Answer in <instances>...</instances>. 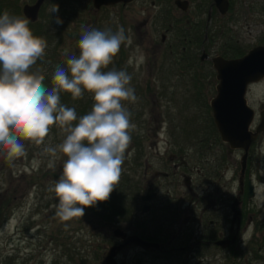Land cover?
I'll return each instance as SVG.
<instances>
[{"label": "rangeland", "instance_id": "rangeland-1", "mask_svg": "<svg viewBox=\"0 0 264 264\" xmlns=\"http://www.w3.org/2000/svg\"><path fill=\"white\" fill-rule=\"evenodd\" d=\"M33 1L17 0L20 9L23 3ZM157 1L161 3L160 6ZM161 1L135 0L127 6L116 4L96 11L92 8V0L43 1L36 21L42 24L47 22L50 44L46 50L55 47L58 56L78 55L77 43L82 26L100 30L111 28L113 31L118 26L125 29L131 43L121 46L122 53L116 55L106 70L113 69L115 61H119L118 57L123 58V65L116 70L124 69L132 76L130 86L135 89L138 99L135 103L125 102V107L131 113L130 119L136 125V130L131 133V143L125 152L120 181L110 194L112 201L108 199L105 202L110 207L121 206L120 214L102 202L86 208L81 218L70 221H61L56 217L54 206L58 202L49 191L59 178L63 161L56 160L55 166L50 167L52 158L43 151L45 147L55 146L62 141L60 130L57 127L51 129L42 145L28 143L27 154L0 172V204L4 203L3 200L12 199L7 211H10L9 214L3 215L5 218L0 221V264H103L104 252L114 242L109 225L116 221L125 223L129 179L132 177L137 181L143 170L140 165L142 159L135 170L128 168L136 147L140 149L139 153L147 156L150 164L148 175L155 169L170 173V168H162V159L168 153H175L184 156L189 168L199 165L205 167L202 170L204 173H215L208 181L212 179L221 183L231 178L232 163L238 161V152L226 154L215 134H205V126L211 120L209 109L194 101L193 90L191 86L188 87L189 81L186 82V77L177 72L179 60L154 47L160 44L159 35L164 33L167 24L178 26L171 14L172 9L176 10L172 0ZM53 4L59 7L54 15L50 12ZM54 16H58L63 23L57 25ZM185 17H191L190 7ZM179 24L184 23L180 21ZM55 26H61L59 34L53 31ZM219 28L224 35L221 34L220 40L230 50L236 46L244 54L251 47L264 44V0H233L224 18L214 22V33ZM221 42L215 46L224 44ZM84 95L86 99L91 98L87 93ZM245 98L247 104L254 108L259 100L264 99V90L259 85H252L247 89ZM207 136H214L213 142L203 141L202 138ZM255 151L253 148V154L249 157L251 173L255 167ZM164 161L168 166L169 161ZM188 174L196 177L193 170ZM168 180L161 181L158 200L167 194L170 198L179 199L186 192L182 187H170ZM177 180L182 184L181 177ZM259 244L251 243L240 254L245 256L246 264H264V247L260 256H254Z\"/></svg>", "mask_w": 264, "mask_h": 264}, {"label": "flooded vegetation", "instance_id": "flooded-vegetation-1", "mask_svg": "<svg viewBox=\"0 0 264 264\" xmlns=\"http://www.w3.org/2000/svg\"><path fill=\"white\" fill-rule=\"evenodd\" d=\"M182 1L186 2L185 10L177 8L172 0L176 10L172 9L171 14L174 20L182 21L184 25L176 26L175 32L172 23L167 24L164 33L159 35L160 44H155L154 47L172 58L174 54L176 57L173 59L179 60V63L196 60L193 65L184 67L186 71L181 72V68H178V71L183 74V78L186 77V82L189 81L188 87L191 86L192 95L198 96L197 101H194L210 111L209 100L215 94L217 83L210 60L215 56L232 59L242 55L230 56L231 50L223 41L224 44L215 46L221 42L222 29L219 28L217 33H214V22H220L224 18L231 9L233 0H227L224 15L218 13L212 0ZM189 7L191 17L187 18L185 16ZM235 48L239 47H231L233 50ZM204 64L208 67H203ZM193 70L200 71L194 73ZM252 85H259L264 90V77L250 83L246 91ZM207 96H210L208 100L205 99ZM252 109L253 119L248 129L251 132L256 128L260 129L255 140L247 148L245 168L241 173L238 157V161L232 163L231 178L224 179L221 183L212 179L208 181L215 173L213 176L209 175L208 171L204 173L202 170H205V167L199 165L189 168L184 156L175 153H168L162 159V168H170V173L155 169L148 175L150 164L147 162V156L139 153V148L136 147V151L133 147L135 151L131 154L128 168L135 170L136 166L141 165L143 170L137 181L132 177L129 179L125 223L116 221L109 225L110 235L114 240L110 246L122 242L121 233L132 240L129 245L116 251L112 264H246L245 256L240 254L253 242L260 243L256 245L257 252L254 253L256 258L260 256L261 248L264 247V130L261 129L264 128V121L260 122V113L264 117V99L259 100ZM205 130L207 135H216L226 154L238 152V155H241L240 149L228 152V146L219 139L212 120L205 126ZM202 139L205 142H213L214 136ZM253 148L256 150L255 167L251 173L249 157L253 154ZM140 159L142 162L139 165ZM164 160L169 161L168 166ZM192 170L196 174L195 178L188 174ZM178 177H181L182 184L177 183ZM168 178L167 185L182 187L186 192L179 199L170 198L167 194L158 200V192L163 183L161 181ZM146 195L150 198L145 201L142 196ZM135 239L157 246L145 249L135 245Z\"/></svg>", "mask_w": 264, "mask_h": 264}, {"label": "clouds", "instance_id": "clouds-1", "mask_svg": "<svg viewBox=\"0 0 264 264\" xmlns=\"http://www.w3.org/2000/svg\"><path fill=\"white\" fill-rule=\"evenodd\" d=\"M58 5L50 9L58 13ZM54 22L63 21L54 16ZM29 19L0 14V156L12 165L27 154L25 142L44 144L55 125L62 141L44 152L62 160V171L49 191L54 194L55 215L61 221L81 218L85 209L106 202L122 174L125 152L136 125L125 102L135 103L132 76L124 69H109L121 46L131 43L125 29L103 30L82 26L78 55L56 65L51 86L41 71L32 68L45 56L47 43L29 28ZM73 100L91 96V110L78 116L61 103V94Z\"/></svg>", "mask_w": 264, "mask_h": 264}, {"label": "water", "instance_id": "water-1", "mask_svg": "<svg viewBox=\"0 0 264 264\" xmlns=\"http://www.w3.org/2000/svg\"><path fill=\"white\" fill-rule=\"evenodd\" d=\"M44 0H34L32 3H23L21 14L27 17L30 23L38 18V12ZM133 0H92V8L96 11L101 7L113 6L117 3L128 4ZM213 5L220 15L227 10V0H212ZM174 4L181 10L186 9V2L174 0ZM211 61L215 72V94L209 100V108L214 127L219 139L226 143L228 152L232 149L242 151L239 156L240 172L245 168L247 148L255 140L260 128L254 132L248 127L253 119V109L246 104L245 91L250 83L257 82L264 77V45H255L248 49L242 56L232 59H224L215 56ZM264 121L260 113V122ZM264 130V128H261ZM149 195L142 196L148 200ZM122 242L119 245L109 246L104 255V264H112V257L119 249L129 245L131 237L121 233ZM135 245L143 248L156 247L157 244L134 240Z\"/></svg>", "mask_w": 264, "mask_h": 264}, {"label": "trees", "instance_id": "trees-1", "mask_svg": "<svg viewBox=\"0 0 264 264\" xmlns=\"http://www.w3.org/2000/svg\"><path fill=\"white\" fill-rule=\"evenodd\" d=\"M4 11H7L10 15L22 17L21 12H20V7H19V4H18L17 0H0V14H2ZM39 16L41 17L42 13H40ZM177 23H178V26L181 25V24H179V21H177ZM174 27H175L174 31L176 32V25H174ZM29 28L32 30V32H33V34L35 36L42 37L46 41V43H47V48L46 49H48V46L50 44V42L48 40H49L50 37L48 36L47 32H49L48 30H50V29H49V26L47 25V22L42 24V23H40L38 21H35L33 23H29ZM60 29H61V26H59V27L55 26L53 31L55 30L54 32H56V34H59ZM56 37H58V36H56ZM79 38L80 37H78V39ZM119 52L122 53V50L120 49ZM230 53H231L232 56H238V55L242 54V51L240 50V48H235L234 50L231 49ZM57 54H58V52L56 51L55 47H53L50 51L49 50H45V56L43 57V59L38 61L37 64L32 68V71H36L37 69H39L41 71V74H43L44 77H45L44 83H45L46 86H51L50 82H51V77H52V75L54 73V70H55V66L56 65L64 66L65 63H66V60L68 59V57H65V56L61 57V56H58ZM175 57L176 56L173 54V58H175ZM118 59H119V61H115V64L113 65L112 68L116 69V68H119V67H121L123 65L122 64L123 61H121V60H123V58L122 57H118ZM184 61H186V60H184ZM194 61H196V60H187L185 63L184 62H180L179 63L180 65H179L178 68H181V72L186 71V68H184V67L186 65H193ZM199 71L200 70H193L194 73L199 72ZM177 72L180 73L179 71H177ZM84 97H85V95L82 98H80V99L73 100L72 97L69 94L62 93L61 94V103L66 105V106H68V107H74L76 109L77 115L78 116H82V115L87 114L91 110V105H92L91 98L89 97V98L86 99ZM200 97L201 96H199V98ZM193 99L194 100L198 99V96L197 97L193 96ZM54 127H56V126L53 125L51 129L54 130ZM27 144L28 143L25 142V147H26ZM15 160H14V162H15ZM9 166L10 165L4 160V158L2 156H0V172L3 169H5L6 167H9ZM58 168H60V167L58 166ZM28 184H30V183L28 182ZM115 198L116 197H114V199ZM123 199H125L124 196H123ZM109 200L112 201L111 196H110ZM11 201H12V199L8 198V201L3 200L4 203L0 204V221H2L5 218V216H3V215L6 214V216H7V214H9L10 211L9 212H7V211L10 209L9 205H10ZM106 202H108V200ZM105 205H106V207H108L110 209L113 208V210L116 213L120 214V211H121V208H122L121 206L110 207L108 205V203H105ZM1 218H3V219H1Z\"/></svg>", "mask_w": 264, "mask_h": 264}]
</instances>
